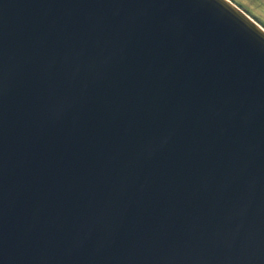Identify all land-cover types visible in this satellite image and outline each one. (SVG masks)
I'll return each mask as SVG.
<instances>
[{
	"label": "water",
	"instance_id": "95a60500",
	"mask_svg": "<svg viewBox=\"0 0 264 264\" xmlns=\"http://www.w3.org/2000/svg\"><path fill=\"white\" fill-rule=\"evenodd\" d=\"M0 264H264V27L0 0Z\"/></svg>",
	"mask_w": 264,
	"mask_h": 264
},
{
	"label": "rangeland",
	"instance_id": "374dc122",
	"mask_svg": "<svg viewBox=\"0 0 264 264\" xmlns=\"http://www.w3.org/2000/svg\"><path fill=\"white\" fill-rule=\"evenodd\" d=\"M264 27V0H233Z\"/></svg>",
	"mask_w": 264,
	"mask_h": 264
}]
</instances>
